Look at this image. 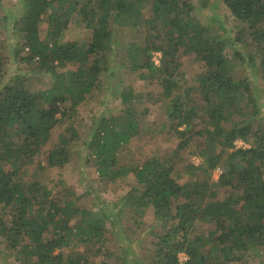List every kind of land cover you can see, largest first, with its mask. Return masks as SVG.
<instances>
[{
    "label": "trees",
    "instance_id": "1",
    "mask_svg": "<svg viewBox=\"0 0 264 264\" xmlns=\"http://www.w3.org/2000/svg\"><path fill=\"white\" fill-rule=\"evenodd\" d=\"M56 1L22 0V15L12 20L14 31L24 37L17 56L31 66L37 61L29 74L49 76L52 87L34 92L22 76L5 82L10 59L0 47V240L21 257V264H138L129 261L131 248L125 252L132 245L134 226L121 214L129 211L136 221L152 208L163 230L152 236L150 264H232L264 255V126L255 131L252 126L264 109L253 93L255 77L239 79L235 74L238 62L245 69L257 66L252 54L233 47L241 38L213 37L194 15L199 9L190 0H80L73 10L76 23L89 33L82 40L61 43L74 19L70 13L52 11ZM220 1L256 47L264 72V0ZM48 13L49 31L42 38L40 24ZM120 28L129 35L117 67ZM155 52L162 55L160 66L152 60ZM185 56L198 63L197 86L178 96L187 85L181 61ZM68 64L76 69L59 73L58 68ZM119 69L147 83L150 106L163 101L156 107L164 109L179 153L192 149L201 164L188 162L180 172L178 159L170 155L122 165L123 150L140 135L136 106L145 98L127 84L106 87L105 107L88 143L89 163H94L101 182L111 183L113 193L130 190L113 204L96 194L98 209L89 210L77 205L80 196L65 201L53 197L38 177L45 169L70 162L76 132L68 129L69 139L60 136L47 154V164L38 159L52 130L72 119L95 92L102 94L101 79L111 84ZM154 82L159 92L152 89ZM195 97L208 109L191 107ZM114 99L121 105L107 116ZM251 111L254 117L235 119ZM238 140L250 146L237 148ZM30 164L36 167L27 181L22 169ZM218 168L222 173L213 181ZM110 235L118 237L121 252L104 251ZM181 253L188 256L184 263Z\"/></svg>",
    "mask_w": 264,
    "mask_h": 264
},
{
    "label": "rangeland",
    "instance_id": "2",
    "mask_svg": "<svg viewBox=\"0 0 264 264\" xmlns=\"http://www.w3.org/2000/svg\"><path fill=\"white\" fill-rule=\"evenodd\" d=\"M78 1L80 0H58L52 5L51 10L55 11V13L63 14L67 12L70 13L74 19V23L61 38V43H66L76 39L82 40L86 33H89L87 29L76 23L77 15L74 14L75 12L73 10L76 8L75 4ZM190 1L197 9H199L194 15L198 17L203 26L209 28L213 37L219 38L223 35L233 41L234 39L240 37L241 40L234 42L235 44L233 47H237L246 55L252 54L254 56L257 64L256 67H249L248 69H245L241 63L238 62L235 74L240 76L239 79L247 76L255 77L254 81L251 79L253 93L255 94L258 105L262 106L264 109V79L262 77V73L264 72L262 68L259 67L260 56L250 38L241 31V28L238 27L240 23L235 20L230 10L220 0ZM204 2L209 3L208 8L203 6ZM21 13L22 0H3L0 3V47L3 54L10 59L9 72L6 76L5 82L9 83L15 76H22L28 84L29 89L32 91L38 92L46 90L53 86L54 80L49 76L30 75V69L31 67H37V61L34 62L32 66L27 65L21 61L20 57L16 54L17 50L23 49L24 37L23 33L20 31H14L15 27L12 20L17 19L18 21L22 15ZM49 13L44 16V20L40 24L42 38L46 37L49 31ZM150 15L151 12L147 10L145 16L149 17ZM118 35V51L115 54V59L117 61L115 65L117 67L121 65L122 50L125 49V38L129 35V31L124 28H120L118 30ZM81 45L87 46L84 44ZM228 49L231 52L233 51V48ZM27 50L28 49L25 51ZM161 58V53L155 52L152 60L155 65L160 66ZM181 61L184 66L182 69L187 80V85H185V83L183 84V89L176 94L178 96H182L185 89L197 86L196 78L199 72L198 63H192L190 56H185ZM75 69L76 65L74 64H68L65 68H58L59 73L64 72L67 74ZM116 73L117 74L113 78L111 84L107 83L106 78L101 79L100 82L102 86H104L102 94L95 92L94 96L87 104L79 105L76 108L78 112L72 119H65L59 126L52 130L51 139L43 148L40 159H38L43 164H47V154L52 148L57 146L60 136L64 135L65 138L69 139L72 135L71 132L67 130L71 129L72 132L74 130L76 135L74 136L75 138H73L71 144L70 162L62 167L45 169L40 172L38 177L48 189L52 190L53 197L65 201L67 198L80 196L81 198L77 202V205L83 208H88L89 210L98 209L97 206L99 201L95 198L96 194L113 204L115 202H119L121 198L130 190V187H128L120 189L117 193H113L110 188L111 183L106 184L101 182L99 175L94 168V163H89L91 160V153L88 148V143L91 141L92 135H94V123L96 122V119L102 115L105 107L106 87H110L114 90L122 87L124 84H127L133 87L139 96H144L145 98L146 82L139 80L136 75L131 74L127 69H119ZM155 84L156 82H154L152 89L156 93L159 92V88H157ZM195 100H197V97L194 98L191 107L198 108L201 112L208 109L201 102H195ZM159 103L163 104V101L159 100L158 103L152 107L150 106L151 103L146 98L137 103L136 110L138 114L137 118L140 123V135L133 138L129 145L123 150L120 163L122 165L136 166L146 161L147 158L159 156L167 159L170 155H172L178 159L177 167L180 172H183V168L188 162H191L195 166L200 165L201 159L193 154L192 149L186 150L182 154L179 153V150L177 149L178 140L168 131L169 121L167 116L164 115V109L156 107ZM109 105L110 110L106 113L107 116L113 115V108L119 107L121 103L119 100L114 99L111 100ZM68 107L72 110L71 102H68ZM147 108L149 110L146 111ZM249 117H254L252 111L244 118H240L237 115L235 119L239 121H246ZM163 123H165L166 126H164L165 124ZM260 124L261 126H264V113L252 122L253 131H255ZM198 128H201V126L198 125ZM237 142V148H241V146L248 148L250 146L241 140H238ZM36 164H30L22 169L24 180L28 181L30 179ZM218 169L219 173H216L217 169L213 172V181H218L222 173V170L220 168ZM129 182L131 183V181ZM87 193L89 194L84 196V194ZM237 193L241 195V190L238 189ZM121 215L124 217L123 219L125 222L131 220L132 225L134 226V230H132L131 233L132 245L127 247L125 251L127 253V250L131 248L130 251L132 253L129 254V261L136 263L139 260L138 264H150V257L148 258L149 253L155 250L151 244L153 240L152 236L154 233H160L163 230V228L159 227L156 223V213L152 208H150L141 219L136 221L131 218V213H129V211H124ZM120 218L122 217L120 216ZM197 227L201 230L207 231L204 226L201 227L198 223ZM213 228L214 227L212 226V229ZM121 248L122 246L119 243L118 237L116 235H110L109 242L104 251L107 253L112 251L121 252ZM261 250H263V248ZM179 258L180 261L184 263L188 259V256L181 253ZM0 264H21V257L9 250L2 240H0ZM108 264L125 263L121 260H113ZM232 264H264V255L258 256L257 254H254L253 256L246 258L243 262Z\"/></svg>",
    "mask_w": 264,
    "mask_h": 264
},
{
    "label": "built area",
    "instance_id": "3",
    "mask_svg": "<svg viewBox=\"0 0 264 264\" xmlns=\"http://www.w3.org/2000/svg\"><path fill=\"white\" fill-rule=\"evenodd\" d=\"M238 146V142L235 143ZM244 147V146H241ZM216 173H219V169H217Z\"/></svg>",
    "mask_w": 264,
    "mask_h": 264
}]
</instances>
